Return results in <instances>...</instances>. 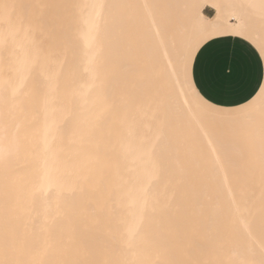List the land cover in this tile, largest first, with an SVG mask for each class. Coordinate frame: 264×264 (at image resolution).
<instances>
[{"label": "bare ground", "instance_id": "1", "mask_svg": "<svg viewBox=\"0 0 264 264\" xmlns=\"http://www.w3.org/2000/svg\"><path fill=\"white\" fill-rule=\"evenodd\" d=\"M3 2L17 5L26 20L36 61L38 104L29 103L16 123L23 127L45 112L82 128L102 121L92 139L69 132L59 172L42 150L22 152L7 171L0 167V259L6 238L17 259L34 258L36 248L50 264L124 259L125 197L141 179L148 205L136 258L196 264L215 258L217 249L239 256L243 229L237 236L225 221L231 196L243 201L247 231L257 242L264 237V151L246 156L233 121L186 105L171 72L195 41L191 28L206 35L209 26L225 29L207 41L235 35L230 30L243 24L240 37L264 44L259 12L239 0ZM94 2L109 7L96 39L85 44L76 38L77 5ZM253 258L259 261V249Z\"/></svg>", "mask_w": 264, "mask_h": 264}, {"label": "snow or ice", "instance_id": "2", "mask_svg": "<svg viewBox=\"0 0 264 264\" xmlns=\"http://www.w3.org/2000/svg\"><path fill=\"white\" fill-rule=\"evenodd\" d=\"M18 6L12 3H0V53H16L14 56L4 55L0 57V167L5 171L22 152H31L33 156L41 154L47 160L56 165L59 172L66 147L68 146V134L82 139L94 138L102 121V117L88 128H82L78 124L73 125L71 118L57 119L55 113L45 112L43 119H34L23 127L16 123V116L24 112L29 103L34 106L38 104L37 93L39 91L33 80L36 69V61L33 58L31 48L27 46L30 31L26 28V20L16 15ZM82 10V15L76 21V38L88 44L94 41L99 34L104 12L109 7L103 2L85 3L77 5ZM191 7H198L191 5ZM247 7L258 9L264 18V0L259 3H251ZM199 13L197 12V16ZM225 29L219 26H209L207 35L201 39L190 42L180 54L178 63L173 64L171 72L176 76V82L180 85L179 92L186 99L184 103L189 107L195 106L206 114L219 117H239L250 115L259 111L261 124L264 127V81L253 87L251 92L243 97L242 101L212 102V97L204 91L203 86L197 87L195 79V65L203 51L204 41L208 35L220 34ZM231 34L244 36L243 24H238L231 29ZM259 59L264 63V44L259 49ZM171 64L172 62L169 61ZM225 95L240 91L244 88L242 80H224L218 82ZM37 112L39 109L37 108ZM110 139V136H109ZM140 149L145 155L149 154L146 139L138 141ZM264 182V172H262ZM128 208L126 219L121 224L122 237L125 240L124 251L127 256L124 259L110 261L108 264H153L151 260L136 258V240L140 236L143 220L148 205V189L143 180H138L125 197ZM243 201L237 200L235 196L230 197V206L225 210V221L237 236L241 235L243 229L244 241L240 245L239 256H232L230 250L226 253L223 249L216 250L215 258L197 261L196 264H264V237L259 242L247 231L243 219ZM237 225L239 227H237ZM13 245L5 240L4 256L0 264H50L43 258V253L33 249L34 258L17 259L15 251L9 255ZM259 249V261L253 258L255 251ZM69 264V262H65ZM77 264V262H71ZM155 264H185L181 261H155Z\"/></svg>", "mask_w": 264, "mask_h": 264}, {"label": "crops", "instance_id": "3", "mask_svg": "<svg viewBox=\"0 0 264 264\" xmlns=\"http://www.w3.org/2000/svg\"><path fill=\"white\" fill-rule=\"evenodd\" d=\"M239 1L246 7L251 3H259V0ZM247 8L259 12L258 9ZM263 78L264 66L259 59L258 51L247 40L236 35L217 36L205 41L203 51L195 65L197 87L203 86L204 91L212 97L213 103L229 102L221 106L230 107L231 102L242 101ZM237 79L242 80L244 84L240 91L225 95L224 90L218 86V82Z\"/></svg>", "mask_w": 264, "mask_h": 264}, {"label": "rangeland", "instance_id": "4", "mask_svg": "<svg viewBox=\"0 0 264 264\" xmlns=\"http://www.w3.org/2000/svg\"><path fill=\"white\" fill-rule=\"evenodd\" d=\"M243 9L241 11L242 14L247 13V11ZM203 12L206 14H212L213 10L210 7H204ZM191 30H193V32L190 33V36L193 37L195 41L201 39L202 36L206 35L205 33H195L194 29L192 28ZM259 47L260 46H255L257 51ZM263 66H264V63H263ZM262 81H264V78ZM228 118L233 121V126L239 129V132H238L239 137H240L239 140L242 142L241 144H243V148L245 149L244 152L246 156L250 157L252 153L257 154V153L264 151V127H262V124H261V117H260L259 111H255L252 114L247 115V116L224 117L223 120H226ZM225 126L226 128H225L224 134L227 135L229 132L228 123H225ZM238 133L236 132V134ZM255 164L254 166L256 170L261 168V166H259L258 164L256 165ZM248 165L251 166L253 164H248Z\"/></svg>", "mask_w": 264, "mask_h": 264}]
</instances>
